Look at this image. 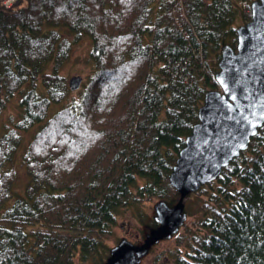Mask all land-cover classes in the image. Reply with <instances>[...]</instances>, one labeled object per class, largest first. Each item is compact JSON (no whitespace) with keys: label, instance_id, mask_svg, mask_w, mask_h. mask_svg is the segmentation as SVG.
Wrapping results in <instances>:
<instances>
[{"label":"trees","instance_id":"obj_1","mask_svg":"<svg viewBox=\"0 0 264 264\" xmlns=\"http://www.w3.org/2000/svg\"><path fill=\"white\" fill-rule=\"evenodd\" d=\"M240 6L16 0L7 8L0 1V117L17 93L21 116L0 137V264H76L77 257L104 264L122 208L178 201L169 176L205 94L219 89L222 46L236 48V24L251 19ZM84 36L94 70L79 100L68 102L72 90L60 69ZM64 100L47 118L50 105ZM37 123L19 159L27 175L20 192L21 132ZM195 194L214 204L198 219L204 234L191 237L190 252L175 264H264V124Z\"/></svg>","mask_w":264,"mask_h":264},{"label":"water","instance_id":"obj_2","mask_svg":"<svg viewBox=\"0 0 264 264\" xmlns=\"http://www.w3.org/2000/svg\"><path fill=\"white\" fill-rule=\"evenodd\" d=\"M250 14V21L236 29V48L222 46L215 74L219 89L205 94L198 122L172 167L169 183L179 193L178 201L157 202L153 217L157 226L141 244L122 239L110 249L104 264H138L152 246L175 235L187 220L185 198L215 181L263 126L264 0L254 1ZM81 82L80 76H73L69 88L75 91Z\"/></svg>","mask_w":264,"mask_h":264},{"label":"rangeland","instance_id":"obj_3","mask_svg":"<svg viewBox=\"0 0 264 264\" xmlns=\"http://www.w3.org/2000/svg\"><path fill=\"white\" fill-rule=\"evenodd\" d=\"M240 9L242 12H248L249 8L244 7L240 3ZM240 25L241 24H236ZM244 25V24H242ZM64 28H61V30ZM67 30V29H66ZM65 36H70L67 32L63 31ZM91 48V41L87 36L74 44L71 56L67 63L60 69V74L65 76L69 82V79L73 76H80L82 82L80 88L73 91L69 95L68 102L79 100V90L83 89V86L87 84L89 76L93 73L94 66L90 60L89 52ZM212 68L213 63H211ZM218 90V89H217ZM20 99L19 93H17L8 107L4 110L0 117V137L9 128L14 127V123L19 120L20 107L18 101ZM66 100L60 103H52L48 110L47 118L54 115L57 111L66 105ZM42 123L33 125L29 130L22 131V142L18 149L15 159V167L18 170V180L16 188L21 192L25 183L27 182V175L24 167L21 166L20 158L23 152L27 149L33 136L39 129ZM238 186V185H236ZM197 192V191H196ZM160 200L157 198H151L144 201L137 206H128L122 208L117 216L116 225L111 229V236L106 237L105 244L109 248L115 247L122 239H127L134 244H141L145 238V235L149 232L147 223L155 216V204ZM185 211L187 213V220L179 231L169 239H164L152 246L148 254L144 256L138 264H175L177 255L186 257L191 250L193 244L192 236H202L203 230H200L198 219L203 216L206 208L205 204L209 202L207 194H195L193 192L185 198ZM214 204L213 202H209ZM75 263L79 264L78 257L75 259ZM85 264H90L88 261Z\"/></svg>","mask_w":264,"mask_h":264},{"label":"built area","instance_id":"obj_4","mask_svg":"<svg viewBox=\"0 0 264 264\" xmlns=\"http://www.w3.org/2000/svg\"><path fill=\"white\" fill-rule=\"evenodd\" d=\"M2 5L7 7V8H10L14 5V3L16 2V0H0ZM252 0H240V3L243 4L244 7H247L250 2Z\"/></svg>","mask_w":264,"mask_h":264}]
</instances>
